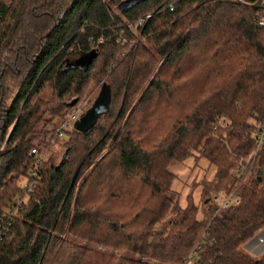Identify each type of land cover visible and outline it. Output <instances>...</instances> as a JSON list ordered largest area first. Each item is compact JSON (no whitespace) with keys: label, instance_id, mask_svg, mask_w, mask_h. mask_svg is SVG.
Masks as SVG:
<instances>
[{"label":"trees","instance_id":"16d2710c","mask_svg":"<svg viewBox=\"0 0 264 264\" xmlns=\"http://www.w3.org/2000/svg\"><path fill=\"white\" fill-rule=\"evenodd\" d=\"M120 1L0 0V264H264V144L233 174L264 121L255 8ZM102 85L92 128L59 135ZM194 153L213 175L180 206L168 167Z\"/></svg>","mask_w":264,"mask_h":264},{"label":"rangeland","instance_id":"374dc122","mask_svg":"<svg viewBox=\"0 0 264 264\" xmlns=\"http://www.w3.org/2000/svg\"><path fill=\"white\" fill-rule=\"evenodd\" d=\"M88 89L89 93L83 94L81 97L74 96L70 99V101H75L73 103L72 112L76 110L78 116L90 106L98 91V87L90 88L89 86ZM168 169L174 176L170 188L177 193L179 205L184 206L186 204V197L188 195H190V199L194 204H199L200 181L202 179L208 180L213 175V169L209 166L207 159L194 153L192 156L187 157L182 161L172 163L169 165ZM24 185L25 179L20 177L19 187L23 188ZM255 244H259L256 236L241 248L253 257H258L259 249L254 247Z\"/></svg>","mask_w":264,"mask_h":264},{"label":"built area","instance_id":"2783aa9c","mask_svg":"<svg viewBox=\"0 0 264 264\" xmlns=\"http://www.w3.org/2000/svg\"><path fill=\"white\" fill-rule=\"evenodd\" d=\"M238 2L246 5V6H251L255 8V14H254V22L255 24L264 29V0H237ZM142 23V20H139L134 27L140 25ZM78 117V112L74 110L71 112L63 123H61L60 127L57 128L58 134H61L62 129H67L70 125L71 122L73 123L74 120ZM264 144V121L260 122L255 131V147L254 149L250 152L248 155V160L245 161L244 163H240L239 165L233 170V174L238 177L241 174H243L246 170L247 163L249 162L250 159L253 158V156L256 154V152L259 150V148ZM30 154L35 153V149H30L29 151ZM230 197L225 198L221 202V206H225L229 201ZM7 231V227L4 226L2 229H0V237L1 234H4ZM194 259L193 254H188L187 257L183 260L181 264H190L191 261Z\"/></svg>","mask_w":264,"mask_h":264},{"label":"water","instance_id":"95a60500","mask_svg":"<svg viewBox=\"0 0 264 264\" xmlns=\"http://www.w3.org/2000/svg\"><path fill=\"white\" fill-rule=\"evenodd\" d=\"M138 0H121L118 2L116 8L119 11H124L131 7ZM80 63H84L81 59ZM110 101L109 88L106 85H102L95 98L91 102L90 106L80 113V115L73 121L72 127L78 132H86L97 121L98 117L107 110Z\"/></svg>","mask_w":264,"mask_h":264}]
</instances>
